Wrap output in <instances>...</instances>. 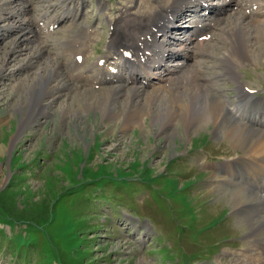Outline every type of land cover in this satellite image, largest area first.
I'll list each match as a JSON object with an SVG mask.
<instances>
[{"label":"rangeland","instance_id":"rangeland-1","mask_svg":"<svg viewBox=\"0 0 264 264\" xmlns=\"http://www.w3.org/2000/svg\"><path fill=\"white\" fill-rule=\"evenodd\" d=\"M22 1L28 6L20 11ZM97 1L77 2L78 21L68 18L61 23L55 19L63 11L59 0H17L11 4V8H19L17 19L22 25L38 20L43 35L27 34L23 48L12 54L13 60L8 61L0 77V264H231L236 254L245 247L253 248L254 242L248 235V221L242 220L229 202L232 188L226 189L219 181L228 175L218 165L231 158L236 161L244 156V150L212 123L202 118L185 131L177 119L162 129L145 116L140 122L142 130L139 125L122 130L123 117L105 119L92 110L64 116L67 103L76 93L77 84H73L63 90L67 96L57 93L44 97L43 103L50 105L47 114H37L33 122L23 126L24 119L32 114H21L16 106L23 104L39 66L48 67L54 51H60L57 42L64 32L76 30L80 20L102 24L103 36L90 47L89 61L104 52L107 15L112 16L124 0H102L107 8L102 11ZM225 2L207 0L217 6ZM237 5L234 9H239ZM185 11L189 13L184 19L186 25H193L197 15L204 12L202 6L195 14ZM43 12L50 15L37 19ZM51 15L53 20H49ZM221 15L219 27L234 15L233 9ZM1 21L0 25L7 23ZM2 32L6 38L0 40V56L16 37L7 29ZM215 33L209 45L218 51L197 55L184 68L197 64L206 78H214L213 97L223 101L222 93L228 101H236V82L218 66V54L225 44L217 41ZM188 34L186 29L170 31L174 40L182 41ZM42 42L47 48L37 54ZM256 44L251 58L236 71L251 95L261 97L264 39ZM182 58L177 55L165 64L173 69L185 64L187 60ZM156 82L154 87L164 85ZM152 89L145 87L146 92ZM158 99L157 104L163 101ZM74 106L83 108L79 101ZM119 110L122 106L114 109ZM252 186L251 191L264 196V191Z\"/></svg>","mask_w":264,"mask_h":264},{"label":"bare ground","instance_id":"bare-ground-1","mask_svg":"<svg viewBox=\"0 0 264 264\" xmlns=\"http://www.w3.org/2000/svg\"><path fill=\"white\" fill-rule=\"evenodd\" d=\"M15 1L0 0V21L7 20L5 25H0V40L6 38L2 32L4 29L8 33H16L15 40L0 56V77L6 72L8 61L13 60L12 54L18 53V47L23 48L21 44L28 40L25 37L27 34L33 32L43 35L38 20H32L31 25L28 23L24 26L21 19H17L18 12L25 10L28 4L22 1L25 3L19 11V8H11ZM59 1L63 11L56 12L55 19L63 21L71 18L74 22L78 21L79 8L75 4L78 2L83 5L85 0ZM105 1H97L101 11L107 9ZM236 4L239 9H234ZM263 4V0H226L221 6L208 4L207 0H124V5L116 8L112 16L107 15L105 49L100 57H96L95 62L96 58L89 61V49L95 39L103 36L101 30L104 31L105 26L91 25L80 20L76 30L64 32L62 39L57 42L60 51H54L55 57L50 60L48 67L39 66L38 77L27 86L23 104L16 106L21 114H32L26 118L27 121L24 119L23 126L33 122L37 114H47L46 108L50 105L43 103L44 97L57 93L60 97L67 96L63 90L75 86L73 84H77L76 93L72 94V99L67 103V110L62 113L64 116L70 113H89L92 110L105 119L123 117L122 130L134 125H139L142 130L140 122L145 116L158 122L156 124H160L162 129L177 119L185 131L202 118L205 123H212L215 129L223 132V136L244 150V156L236 161L231 158L228 162L224 161L223 165H218L228 175L227 179L219 181L225 183L226 189L232 188L229 202L242 220L248 221V235L254 242L253 248L245 247L241 253L236 254L231 264H264V196L261 192L251 191L249 187L256 185L264 191V127L254 125L264 126V96H252L251 90L238 79L239 72L236 71L251 58L253 45L264 39ZM199 6L208 9L213 17H198L192 29L189 28V35L182 41L170 37L171 29L181 32L185 30L184 19L189 15L185 10L195 12ZM231 9L236 16L229 17V21L219 27L221 14ZM38 15L37 19L44 20L50 14L43 12ZM53 17L49 20H53ZM180 21L183 23L179 24ZM25 30L28 33H24ZM214 33L218 37L217 41L225 44V49L218 54V66L228 79L236 82V101H228L222 93L225 97L223 101L213 97L211 91L214 85L211 81L214 78H206L197 64L196 67L184 68L188 60H194L195 56L209 55L213 49L218 51L217 47L209 45ZM41 44L36 50L37 54L47 48L43 42ZM175 55H182L187 61L169 69L164 60ZM155 80L164 85L154 87ZM146 85L153 87L151 92L145 91ZM160 85L166 89L160 88ZM82 86H86V90L80 89ZM160 91L165 93L158 94ZM158 98L163 101L157 104ZM76 101L83 108L72 107ZM117 106H122L121 112L114 111ZM154 107H157L158 112Z\"/></svg>","mask_w":264,"mask_h":264}]
</instances>
